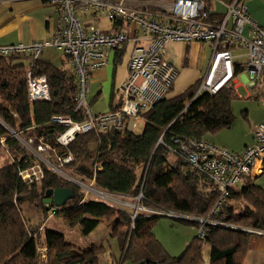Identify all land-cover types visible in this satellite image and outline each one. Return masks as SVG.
<instances>
[{"label":"trees","instance_id":"16d2710c","mask_svg":"<svg viewBox=\"0 0 264 264\" xmlns=\"http://www.w3.org/2000/svg\"><path fill=\"white\" fill-rule=\"evenodd\" d=\"M91 17L99 19V16ZM105 19L115 29L121 25L120 21H110L106 16ZM42 52L33 59L25 53H0V151L11 150L20 155L0 166V264H41L36 237L33 236L35 228L26 223L19 206L30 201L36 203L41 213L48 214L52 210L53 214L62 217L66 225L79 226L84 235L97 226L100 218L105 219L112 226L111 236L118 241L121 260L131 254V260H139L137 264H242L252 249L254 237L259 236L242 228L264 230V188L253 179L245 178L237 189L229 191L226 204L216 213H210L218 191L209 180L173 156L166 147L175 137L203 138L205 133L229 127L234 119L231 102L237 97L234 84L223 86L215 94L203 93L186 106L198 81L196 79L180 93L168 96L166 92L147 109L142 114L144 124L141 132L109 129L78 133L65 150L55 142V136L64 127L51 121V117L63 115L82 120L85 116L74 111L76 85L72 67L68 70L55 65L42 57ZM64 58L67 61L68 56L64 54ZM22 59H27V65L31 62L33 75H46L48 101L28 100L27 66L21 62ZM240 65L236 61L234 77L242 71ZM113 98L114 93L108 110L120 106L119 100L112 106ZM29 129L43 139L42 145L59 149L58 154L69 151L72 161L64 168L74 173L77 170L79 173L88 171V179H92L94 187L126 196L140 193V204L148 208L172 210L200 218L209 215L213 220L228 222L238 228L206 224L202 238L195 234L181 255L172 256L151 232L160 216L140 213L132 219L126 210L84 196L73 182L45 166L42 167L41 178L23 181L18 170L27 168L31 158L13 133ZM56 187L72 188L74 197L62 206L49 205L47 209L42 200L47 197L48 190ZM238 201L243 205L236 209L235 202ZM192 224L197 226L196 222ZM42 235L48 250V264L54 259L65 264H97L99 254L105 249L101 243L94 242L86 249L76 248L65 240L63 234L51 229L43 230ZM132 241L135 251L128 254ZM204 246H208L207 259L203 257Z\"/></svg>","mask_w":264,"mask_h":264},{"label":"built area","instance_id":"2783aa9c","mask_svg":"<svg viewBox=\"0 0 264 264\" xmlns=\"http://www.w3.org/2000/svg\"><path fill=\"white\" fill-rule=\"evenodd\" d=\"M51 1L60 9L59 22L53 34L49 38L27 44H2L0 53H25L33 59L44 48L54 47L68 56L67 61L72 67L76 85L74 111L82 112L85 117L82 120H73L63 115L51 117V121L64 127L55 136L59 148L66 150L76 134L91 130L135 131L139 121L143 120L142 114L165 95L177 76L176 65L167 54L170 42L206 41L212 47L205 73L198 78L186 106L203 93L215 94L223 86L234 84V49H247V54H239L238 57L247 58L245 64L240 66L248 72L250 87L263 75L264 27L250 17L243 0L226 3L224 14L217 22L209 19L205 0H159L160 4L155 10L136 5L132 0ZM99 11L105 12L110 21H120V28L110 32L84 20L87 14L95 17ZM127 42H132V48L127 62V76L118 87L120 106L115 110L94 113L87 102L90 74L107 65L108 51L119 53ZM31 66L30 62L26 67L28 100L48 101L47 77L44 74L33 75ZM252 135L253 144L241 152L216 147L208 140L197 137H175L172 144L166 145L173 156L196 169L218 191L210 213H216L226 204L229 191L237 189L252 174L254 166L258 164L261 167L264 160V119L254 126ZM41 145L38 144V150L42 149ZM44 146L55 150V147L48 144ZM54 155L55 162L44 159L47 168L73 182L83 191L84 196H91L123 210L141 206L139 211L135 208L131 214L132 219L145 213L196 222V236L199 238L204 236L206 224L238 228L228 222L213 220L209 215L200 218L172 210L148 208L140 204V193L137 196H126L109 192L94 187L92 179L85 184L61 169L72 161L69 151ZM27 171L18 170L23 181L42 177L41 169L35 177L28 175ZM133 199H136L134 203L131 202ZM53 213L51 210L50 214ZM242 229L264 235L261 229ZM39 249L44 250L43 247Z\"/></svg>","mask_w":264,"mask_h":264},{"label":"rangeland","instance_id":"374dc122","mask_svg":"<svg viewBox=\"0 0 264 264\" xmlns=\"http://www.w3.org/2000/svg\"><path fill=\"white\" fill-rule=\"evenodd\" d=\"M243 2L245 3V0H243ZM153 4L154 2H148V6L147 4H145V7H148V9L152 10L157 9V3L154 5ZM105 15V12L99 11L96 15V17L99 16V19L93 20V17L87 14L85 16V20L91 21L92 24H95V27L97 28L107 29L109 27V22L105 19ZM189 45L190 47L188 50L183 47V44H175L171 47L173 51L172 55L175 57V65H177L176 68L178 70V73L172 83V86H170L171 88H169L167 91L168 96H172L182 92L187 86H189L205 73L211 55V44L206 41H193ZM130 49L131 43L128 42L126 44L125 50L122 52L120 58L116 63V70L114 75L115 82L112 91L114 93V102L119 97L117 88L120 86L125 77L124 72L126 71V64L128 61ZM235 50L234 54L236 55V57L234 58V66L236 63V59L241 62L240 64L244 65L247 61V58L245 56H237L239 54H247V49L242 48L237 49L236 51ZM41 56L49 59L55 65L62 66L63 68L70 70V64L65 60L64 53L60 50L55 49L54 47L44 48ZM62 59L63 62L61 61ZM184 61L185 63L183 64ZM21 62L25 66H27V59H22ZM111 83L112 81L110 80V82L106 86L105 82H90L87 102L92 112L99 113L109 109L106 108L108 106L109 94L112 89ZM234 83L237 97H235L231 102L232 113L234 115L232 124L229 127L218 130L215 133H205L203 135V138L207 139L208 141L211 140L210 142L218 147H224L225 149L240 152L244 148L245 144L252 143V132L250 131H252V129L258 122L264 119V77H261L257 80L256 88H252L248 84V72L243 67L242 71L235 76ZM100 89L101 91H103L101 95H96L95 100L91 102L92 97L95 96V94ZM143 124L144 122L140 120L137 128L135 129V133L141 132ZM13 134L17 135L18 140L26 149L25 153L29 154V157L31 158V164L27 168H25L28 170V175L35 177L37 176V174H39L40 169L42 170L43 166L47 167L44 159L55 162L54 153H57L59 149L56 148L55 150H52L45 147L44 145H41L42 149L38 150V144H42L43 139L38 137L36 131H34L33 129H29L26 132H14ZM15 156L19 157L20 155H16L11 150L0 151V166L8 161H12ZM61 169L70 176L74 177V179H80L85 184L89 182L88 176L90 175L86 170H82V173H79V170H77L74 173L68 168L65 169L63 167ZM254 182L264 188V173L255 178ZM133 200L131 201L132 203L136 201V199ZM235 203L236 209H238L242 204L239 201ZM19 206L26 223L32 228H35L33 236L36 237L37 250H40L39 247L44 248V250L39 251V260L41 264H48L49 260L48 250L45 247L44 241L42 239V232L45 229L55 230L63 234L65 240L71 243L76 248L86 249V247L89 246L90 243H101L105 249L101 254H99V261L97 262V264H112L111 260L107 259L105 261V258L103 257L106 254V251L109 252L108 249L116 258L117 262L115 261V264H120L119 260L121 261V264H137L136 262L139 261L131 260V254H129L130 252L134 253L135 251L134 241H132L129 248V255H127L125 259L121 260V250H119L118 241L114 236H111L112 226H110L105 219L100 218L97 226L87 235H84L81 232L79 226L70 227L66 225L62 217L55 214L51 215V211L48 214L41 213L39 208L36 206V203L34 202H22ZM135 208L138 209V211L141 210V206L137 205L135 207H128L126 211L132 214L135 211ZM151 232L160 242L162 247L168 252V254L172 256H179L183 252L187 243H189V241H191L193 236L196 234V226L188 220L160 216L154 222ZM110 252L108 256L110 255ZM42 255L44 256L42 257ZM207 256L208 246H204V259H207ZM51 264L65 263L54 259Z\"/></svg>","mask_w":264,"mask_h":264},{"label":"crops","instance_id":"0c3cea01","mask_svg":"<svg viewBox=\"0 0 264 264\" xmlns=\"http://www.w3.org/2000/svg\"><path fill=\"white\" fill-rule=\"evenodd\" d=\"M132 1L136 5H140V6H146L145 4H147L148 6V2L149 3L154 2V4L157 3V6L160 4V1H157V0H132ZM230 1L231 0H205V6L209 12V19H211L212 21H216V22L219 21L224 14L225 4ZM245 3L247 6L248 14L259 25L264 27V0H245ZM59 10H60L59 6L56 3L52 2L51 0H0V45L9 44V43H17V42H22L24 44H27L32 41H39V40L49 38L57 27L59 17H60ZM119 28L120 26H117L116 29L113 26H109L107 29H104V30L114 32V31H117ZM130 43H131V48H132V42ZM190 43L191 42L184 43V42H179V41L170 42L168 44V53H167L168 58H171L176 64L175 57L172 55L173 51L171 47L174 46L175 44H183V47L186 48V50H188L190 47L189 45ZM126 44L119 53H116L114 51L113 52L108 51L107 52V58H108L107 65L104 68L94 71L93 73L90 74L89 84L90 82H93V81L94 83L95 82L97 83L105 82L107 86L110 80L112 81L111 83L112 89L109 94L108 106L106 109L110 107L109 106L110 97H111V94L113 93L112 91H113L114 82H115L114 75H115V70H116L115 62L118 60V56L122 54V52L125 50ZM234 50H233V53H234ZM234 56L236 57L235 54ZM110 57H111V61H110ZM236 61L241 63L240 61H238V59H236ZM184 63L185 61L183 62V64ZM124 74L126 77L127 76V64H126V71L124 72ZM261 77H264V74ZM234 87H235V83H234ZM251 87L256 88L257 82L254 87L253 86ZM102 92L103 91H101L100 89L95 94V96L92 97L91 102L95 100L96 95L99 96L101 95ZM106 95H107V92H106ZM117 100H119V97L116 99V101ZM116 101L112 102V106H114L117 103ZM253 142L254 140H253V135H252V143L245 144L244 148L252 145ZM261 163L262 164H260L261 165L260 168L258 164L253 167L252 174H250L247 179L254 180L255 178L259 177L260 175L264 173V160ZM108 251L110 252L109 249ZM109 252L106 251V254H105L106 256L105 255L103 256L105 258L104 260L105 261L107 259L111 260L112 264H115L116 258L111 252H110V255L108 256ZM242 263L264 264V235L254 237L252 249L248 251ZM205 264H207V262H205Z\"/></svg>","mask_w":264,"mask_h":264},{"label":"water","instance_id":"95a60500","mask_svg":"<svg viewBox=\"0 0 264 264\" xmlns=\"http://www.w3.org/2000/svg\"><path fill=\"white\" fill-rule=\"evenodd\" d=\"M46 198L42 200V203L49 208V205L59 207L64 205L68 200L74 197L73 189L70 187H56L48 190Z\"/></svg>","mask_w":264,"mask_h":264},{"label":"bare ground","instance_id":"6f19581e","mask_svg":"<svg viewBox=\"0 0 264 264\" xmlns=\"http://www.w3.org/2000/svg\"><path fill=\"white\" fill-rule=\"evenodd\" d=\"M210 142V141H209ZM211 143V142H210ZM212 145H214V146H216L215 144H213V143H211ZM216 147H218V146H216ZM219 148H221V147H219ZM191 167V166H190ZM191 169H194L193 167H191ZM194 170H196V169H194ZM197 171V170H196Z\"/></svg>","mask_w":264,"mask_h":264}]
</instances>
